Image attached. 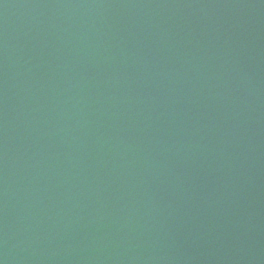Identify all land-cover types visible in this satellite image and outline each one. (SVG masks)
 <instances>
[{
  "label": "water",
  "instance_id": "water-1",
  "mask_svg": "<svg viewBox=\"0 0 264 264\" xmlns=\"http://www.w3.org/2000/svg\"><path fill=\"white\" fill-rule=\"evenodd\" d=\"M0 264H264V0H0Z\"/></svg>",
  "mask_w": 264,
  "mask_h": 264
}]
</instances>
